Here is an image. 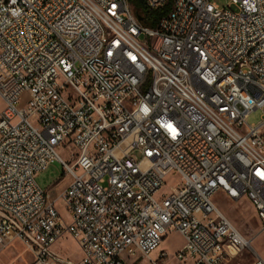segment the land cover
Segmentation results:
<instances>
[{
    "label": "built area",
    "instance_id": "2783aa9c",
    "mask_svg": "<svg viewBox=\"0 0 264 264\" xmlns=\"http://www.w3.org/2000/svg\"><path fill=\"white\" fill-rule=\"evenodd\" d=\"M134 1L0 0V252L225 264L250 244L217 194L246 200L264 234V0H143L169 6L155 27ZM54 160L70 182L52 199L34 178ZM172 232L181 248L151 258ZM65 236L78 261L54 250Z\"/></svg>",
    "mask_w": 264,
    "mask_h": 264
},
{
    "label": "rangeland",
    "instance_id": "374dc122",
    "mask_svg": "<svg viewBox=\"0 0 264 264\" xmlns=\"http://www.w3.org/2000/svg\"><path fill=\"white\" fill-rule=\"evenodd\" d=\"M211 1L219 7H223L227 5L230 0ZM260 115V110L252 112L247 119V124H256L259 121ZM59 155L61 159L66 160V154L64 152H60ZM134 156L137 158L140 157L137 152L134 153ZM174 179L175 177L173 174L167 175L164 178L165 185L160 189V193H168L169 185H171ZM34 181L43 192L48 193L52 199H55L70 182V178L64 175L62 164L54 160L45 171L35 176ZM213 202L250 244L248 249L244 250L240 255L230 259L225 264H251L257 256L264 260V234L261 232L260 224L249 203L244 199L231 201L222 194H217L213 198ZM55 204L60 216L68 221V216L60 204V201L56 200ZM182 245L183 239L178 233H169L160 241L158 247L150 254V257L157 259L160 252H165L169 260H171ZM54 250L73 261H78L80 258V252L75 242L67 236L63 237L59 243L54 246ZM31 263L32 257L30 253L26 250L25 246L19 242H13L0 252V264ZM139 264H141V262Z\"/></svg>",
    "mask_w": 264,
    "mask_h": 264
},
{
    "label": "trees",
    "instance_id": "16d2710c",
    "mask_svg": "<svg viewBox=\"0 0 264 264\" xmlns=\"http://www.w3.org/2000/svg\"><path fill=\"white\" fill-rule=\"evenodd\" d=\"M134 13L142 19V23L148 27H155L158 19L162 17L167 11L169 6L165 8L154 11V12H147L144 7L143 0H135L132 3Z\"/></svg>",
    "mask_w": 264,
    "mask_h": 264
},
{
    "label": "water",
    "instance_id": "95a60500",
    "mask_svg": "<svg viewBox=\"0 0 264 264\" xmlns=\"http://www.w3.org/2000/svg\"><path fill=\"white\" fill-rule=\"evenodd\" d=\"M138 19L140 20V18L138 17Z\"/></svg>",
    "mask_w": 264,
    "mask_h": 264
}]
</instances>
